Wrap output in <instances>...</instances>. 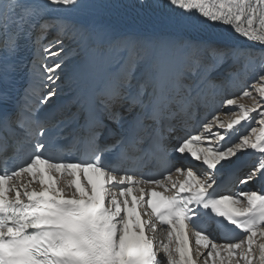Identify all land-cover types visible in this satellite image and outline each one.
<instances>
[{
    "label": "snow or ice",
    "instance_id": "1",
    "mask_svg": "<svg viewBox=\"0 0 264 264\" xmlns=\"http://www.w3.org/2000/svg\"><path fill=\"white\" fill-rule=\"evenodd\" d=\"M168 6L149 31L113 38L92 0H0V154L25 155L0 171V264H164L161 229L166 264H197L189 222L197 226L195 245L207 250L203 264H264V159L242 176L237 167L249 149L264 157V0ZM68 9L81 18L65 15ZM210 22L250 43L204 35ZM41 40L43 53L57 58L42 65L49 85L60 80L66 42L87 53L80 69L87 96L71 97L59 113L45 110L56 87L38 94L31 84L15 86L27 67L22 53ZM222 69L226 78L218 82ZM238 87L240 97L222 101L238 109L233 119L214 115L201 134L171 144L176 128L219 91ZM242 97L254 103L238 104ZM242 122L248 132L228 142ZM72 147L81 154L66 156ZM173 153L202 167H176ZM150 167L156 171H143ZM173 171L183 178L173 179ZM225 173L239 185L262 186L221 191L217 179ZM204 216L239 236L217 243L198 227Z\"/></svg>",
    "mask_w": 264,
    "mask_h": 264
},
{
    "label": "bare ground",
    "instance_id": "2",
    "mask_svg": "<svg viewBox=\"0 0 264 264\" xmlns=\"http://www.w3.org/2000/svg\"><path fill=\"white\" fill-rule=\"evenodd\" d=\"M93 3H96L100 5L99 9L96 11V19L98 22L104 26H107L110 28L113 38H119L124 35H128L131 33H144L149 31L150 25L149 21L158 15L167 14L166 12H162L161 14L157 13H151L148 12L145 9L136 8V6H130V5H123L120 6L119 3L115 0H92ZM65 15H68L74 19H80L81 16L79 13L75 12L72 9H68ZM216 32V33H215ZM220 35H218V34ZM204 35H215L220 36L224 38V42L229 45H244L248 44V42L245 38L242 36H239L237 34H234L230 28L227 26L225 27H217L216 25L209 24L208 29L203 33ZM222 35V36H221ZM227 36V37H225ZM43 41H40V43L36 46L35 50H33L32 45L30 46L29 50L31 51L28 54V59L33 57V60L30 62L34 67V76L38 83V86L42 89V91H47L49 87H56L58 95L54 97L51 101H49L45 108L54 104L55 102L62 100L66 97L71 96L74 91L79 88L81 85H83V79L81 76L80 69L83 67L84 63L87 60V53L84 51H81L76 44L71 42L65 43V54L63 56V59L65 61L63 66V71L60 72V80L57 82L56 85H49L48 82L45 79L44 76V70L42 65L51 63L53 60L57 59L56 57H48L47 54L43 53V45L47 44V41L43 43ZM81 52V53H80ZM33 69V68H32ZM225 73L222 69L220 74L217 77V81L224 80ZM245 87H247L245 85ZM244 88H236L237 92L243 91ZM229 94L226 95L223 93V90L219 91L218 95L216 94L215 99L211 101L212 109L218 110L220 106H222V101L229 98L230 94L232 93L233 89L228 88ZM251 91V89H249ZM235 93V92H233ZM253 96H256V99L258 100L259 97L255 92L252 93ZM229 96V97H227ZM250 102L254 103L253 99L249 97ZM249 102V103H250ZM228 106L225 108L227 109ZM235 107V106H231ZM236 108V107H235ZM237 110V108L235 109ZM233 111V110H232ZM231 111V112H232ZM203 116H206V113L203 114ZM209 116H206V120L211 119L208 118ZM202 118V116H201ZM228 122L230 121V118H233V115H227ZM248 129L247 123L242 122L239 126H234V129L230 131L229 137L230 140L228 142H235L240 135L244 134L246 130ZM213 132L220 131L221 133L224 132L223 129H218L214 127L212 129ZM259 134V130L257 131ZM203 135L207 136L208 133H203ZM219 143H224L223 141ZM216 145V141H213V146ZM201 146H207L205 144ZM180 156L184 158H188V160L182 161V163H179L180 168H188L191 167L193 170H196L198 168H201L202 165L200 162L195 161L193 158L190 157L189 154H179ZM264 159V157L260 156L258 152H254L253 150L249 149L247 150L242 156L239 161H237V165L239 164H245L248 163L246 170L249 168H252L257 163V158ZM190 160L192 163H190ZM180 178L179 173H174L173 179ZM25 179H27L25 177ZM219 177L217 179V182L219 181ZM32 187H35L39 189L38 184H34ZM148 187V186H146ZM252 188L259 189L258 185L256 183L246 185L245 188H242L241 186L237 187L236 192H239L241 190H251ZM160 190V189H159ZM233 192V191H232ZM14 195V193L12 194ZM195 230H189V237H190V244L193 247L194 250V259H196L197 264H203V257L200 256V253L203 252L205 255H207V250L203 248H198L195 245V236H194ZM209 235L210 239H214L217 243H221L223 241L220 240V238L217 236V234L213 231H210L207 233ZM151 235V234H150ZM157 236V251H158V258H164V262L166 260L163 247L161 246L160 242L163 241L164 244L168 243L167 240V233L166 231H163L161 229L156 234ZM210 264V261H209Z\"/></svg>",
    "mask_w": 264,
    "mask_h": 264
},
{
    "label": "rangeland",
    "instance_id": "3",
    "mask_svg": "<svg viewBox=\"0 0 264 264\" xmlns=\"http://www.w3.org/2000/svg\"><path fill=\"white\" fill-rule=\"evenodd\" d=\"M216 33V32H215ZM218 34V33H217ZM218 35H220V34H218ZM222 36V35H221ZM225 37H227V36H225ZM81 53V52H80ZM223 90V93L226 95L227 93L229 94L230 92H229V90H228V88H224V89H222ZM244 90V89H243ZM249 90V89H248ZM250 91V90H249ZM233 92H235L234 93V95H232V96H236V97H240V93L242 92V91H240L239 93L237 92V90H236V88L235 89H233V91H232V93ZM231 95V94H230ZM232 96H230V97H232ZM227 97H229V96H227ZM229 97V98H230ZM259 100V99H258ZM250 100H249V97H242V98H239L238 99V104H244V105H252L253 103L252 102H250ZM226 106L225 105H222L221 106V108H220V110H219V113H217V115L216 116H219V119L221 120V121H224V122H228L227 120H228V118H226L227 117V115H230V113H234V112H236V111H238V109L237 110H235L236 108L235 107H231V106H228L227 107V109L225 108ZM233 110V111H232ZM232 111V112H231ZM233 118H234V116H233ZM233 118H230L229 120H231V119H233ZM227 119V120H226ZM258 130H259V126H258ZM246 132H248V129L246 130ZM202 133V130L200 131V133L199 134H201ZM245 133V132H244ZM258 133V132H257ZM256 133V134H257ZM250 135H255V134H250ZM205 145H207V141H205ZM236 189H237V187L235 188V190H234V192L233 193H235V191H236ZM201 261H203V259H201ZM164 264H166V260H165V262H164Z\"/></svg>",
    "mask_w": 264,
    "mask_h": 264
}]
</instances>
